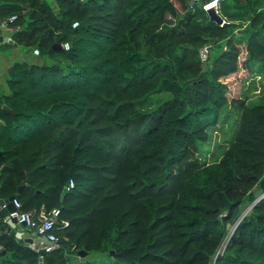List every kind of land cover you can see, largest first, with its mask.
<instances>
[{"label": "trees", "instance_id": "obj_1", "mask_svg": "<svg viewBox=\"0 0 264 264\" xmlns=\"http://www.w3.org/2000/svg\"><path fill=\"white\" fill-rule=\"evenodd\" d=\"M210 1L0 0L39 50L0 85V197L69 222L40 260L0 218V264H264V90L250 104L223 80L264 75V0H216L221 22ZM79 249L112 260L70 262Z\"/></svg>", "mask_w": 264, "mask_h": 264}, {"label": "rangeland", "instance_id": "obj_2", "mask_svg": "<svg viewBox=\"0 0 264 264\" xmlns=\"http://www.w3.org/2000/svg\"><path fill=\"white\" fill-rule=\"evenodd\" d=\"M54 1V0H50ZM216 3V1H214ZM215 6V5H214ZM22 51L27 52L26 48H22L20 45L14 46V44L9 42H0V70L6 65L10 64L14 59L15 54H20ZM2 68V70H3ZM244 68V67H243ZM6 77L5 71H2L0 74V85L4 84V79ZM253 78V79H252ZM228 85V97L232 98L233 96H243V94H248L250 96L249 103H257L260 101L259 94L263 93L264 90V75H252L246 73V70L239 68V70L231 75L228 78H224ZM2 82V84H1ZM155 96L166 95V92H158L153 94ZM226 121H218L215 126L208 127V140L204 143L203 150L201 152V158L204 161H211L215 158L216 153L219 152L218 145L219 143H224V137H229L234 128V122L237 118L236 109L228 104L224 108H222L220 117H225ZM228 117V119H227ZM206 145V147H205ZM205 148V149H204ZM264 192H259V196H262ZM247 204H243L242 208H244L243 213H245L249 208L246 206ZM246 206V207H245ZM233 229V225H229V231ZM112 256L107 253H88L87 255L80 257L74 256L72 253L70 255V262H97V261H111Z\"/></svg>", "mask_w": 264, "mask_h": 264}, {"label": "built area", "instance_id": "obj_3", "mask_svg": "<svg viewBox=\"0 0 264 264\" xmlns=\"http://www.w3.org/2000/svg\"><path fill=\"white\" fill-rule=\"evenodd\" d=\"M216 0H211L214 2ZM211 2L204 5L207 9L209 8ZM216 7V5H215ZM17 18V14H10L4 17H0V42H9L14 43L11 33L18 28V25L14 23ZM77 22L73 23V26ZM62 46L65 48L69 47L68 42H63ZM208 46L204 45L200 49V57L202 60L206 59ZM33 54H38L39 50L37 47L32 49ZM73 185V180L70 178L68 187ZM13 205L16 207V210L11 212V215L16 217V221L12 223L10 215H7L3 218V229L10 230L12 227L17 224L21 227H24L30 232L36 234L35 237L31 236H18L22 237L24 241L35 251L40 252L41 249L49 251L53 249L58 241V235L56 234V229L68 225V220L60 216V209L58 207L46 208L43 204L39 207H34L28 210L21 209V202L19 199L14 197L12 199ZM10 226V229H8ZM16 232V230H15ZM37 238V239H36ZM46 239V241L43 240ZM2 245L0 244V249ZM39 259L42 260V254L40 252Z\"/></svg>", "mask_w": 264, "mask_h": 264}, {"label": "water", "instance_id": "obj_4", "mask_svg": "<svg viewBox=\"0 0 264 264\" xmlns=\"http://www.w3.org/2000/svg\"><path fill=\"white\" fill-rule=\"evenodd\" d=\"M207 9L211 12L212 18L216 19L218 22L222 21L221 16L216 12L215 6L212 3L210 4L209 8H207ZM13 44L16 45V43H13ZM3 107L6 110L10 111L11 113H14V111L12 109H10L8 106L3 105ZM22 188H23V186H20L18 188V191L20 192L22 190ZM13 198H14V196H12V195L8 196V197H4V198L0 197V217H5L7 215H10L12 223L16 221V217L14 215H11V212L16 210V207L13 205V202H12ZM8 229H10V226H8ZM43 240L46 241L45 238H43ZM223 244L225 245L226 243L224 242ZM40 252L45 253L46 251L44 249H41ZM4 253H5V251H2L0 254L2 255ZM87 253H88L87 251H84L82 249L77 250V255H79L80 257L86 255Z\"/></svg>", "mask_w": 264, "mask_h": 264}, {"label": "crops", "instance_id": "obj_5", "mask_svg": "<svg viewBox=\"0 0 264 264\" xmlns=\"http://www.w3.org/2000/svg\"><path fill=\"white\" fill-rule=\"evenodd\" d=\"M14 57H15V59H26L27 61L37 60V56L32 54V50H29L28 52L20 53L18 55L15 54ZM8 66H9V64L6 65V67H4V68L2 67L3 70L1 68L0 74L2 73V71H5V73H6V69ZM1 84H2V82H1ZM0 218L3 220L2 217H0ZM12 228H14L16 230V235H18V236H22V237L23 236H26V237L27 236H31V237L36 236V234L34 232H30V231L26 230L24 227L19 226L18 224Z\"/></svg>", "mask_w": 264, "mask_h": 264}, {"label": "clouds", "instance_id": "obj_6", "mask_svg": "<svg viewBox=\"0 0 264 264\" xmlns=\"http://www.w3.org/2000/svg\"><path fill=\"white\" fill-rule=\"evenodd\" d=\"M211 2V1H210ZM212 3V2H211ZM213 5H216V3L214 2V4Z\"/></svg>", "mask_w": 264, "mask_h": 264}, {"label": "bare ground", "instance_id": "obj_7", "mask_svg": "<svg viewBox=\"0 0 264 264\" xmlns=\"http://www.w3.org/2000/svg\"><path fill=\"white\" fill-rule=\"evenodd\" d=\"M212 4H214V2H212Z\"/></svg>", "mask_w": 264, "mask_h": 264}]
</instances>
